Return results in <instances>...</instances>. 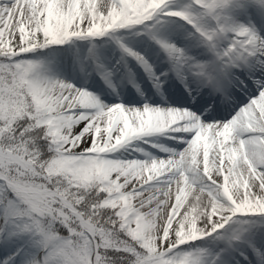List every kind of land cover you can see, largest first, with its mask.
<instances>
[{
	"label": "snow or ice",
	"instance_id": "6c2138e0",
	"mask_svg": "<svg viewBox=\"0 0 264 264\" xmlns=\"http://www.w3.org/2000/svg\"><path fill=\"white\" fill-rule=\"evenodd\" d=\"M0 264H264V0H0Z\"/></svg>",
	"mask_w": 264,
	"mask_h": 264
}]
</instances>
